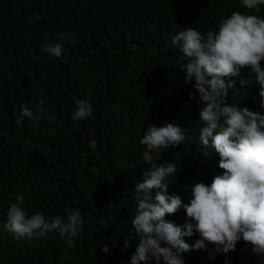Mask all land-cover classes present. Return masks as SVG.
<instances>
[{"label":"trees","instance_id":"obj_1","mask_svg":"<svg viewBox=\"0 0 264 264\" xmlns=\"http://www.w3.org/2000/svg\"><path fill=\"white\" fill-rule=\"evenodd\" d=\"M258 7L242 0H0V264H129L139 243L134 188L153 164H176L168 193L184 203L193 185L222 175L219 154L200 141L206 105L195 80L186 82L187 58L172 37L192 27L206 39L234 11L264 18ZM49 44H61L62 54L46 51ZM233 79L225 102L264 116L255 74L244 68ZM82 99L92 114L73 120ZM24 106L43 115L22 117ZM169 123L185 134L178 147L150 152L139 143L150 124ZM17 194L29 216L43 212L46 221L66 222V208L79 210L84 223L74 243L58 230L31 244L16 240L5 225ZM166 219L189 222L183 208ZM200 238L195 230L184 237L190 245ZM206 244L183 253L185 264H264L243 239L228 253Z\"/></svg>","mask_w":264,"mask_h":264},{"label":"clouds","instance_id":"obj_2","mask_svg":"<svg viewBox=\"0 0 264 264\" xmlns=\"http://www.w3.org/2000/svg\"><path fill=\"white\" fill-rule=\"evenodd\" d=\"M248 9L260 11L264 0H242ZM218 32L208 31L205 37L195 28L188 27L173 35L177 45L187 58L181 67L186 70V82L195 80L194 88L205 107L200 112L203 127L200 141L219 154V167L224 170L210 185L199 182L191 187V199L184 203L178 194L168 193V177L176 173V164L165 161L153 164L143 175L142 182L135 185L136 213L132 228L139 236L136 251L129 264H185L183 253L193 249H206L207 243L216 246V252L234 251L243 239L251 245L257 256L264 255V116L225 102L228 90L233 88L241 70L249 68L261 85L259 95L264 98V18L234 11L222 18ZM61 37L71 40V33ZM49 53L60 56L61 44H49ZM246 86V79L240 80ZM238 91V89L236 90ZM41 105L44 104L40 100ZM264 103V101H262ZM92 105L79 100L72 114L73 120L84 121L92 114ZM39 112V108L37 109ZM22 117L39 119L27 106ZM19 122V121H18ZM185 139L182 128L172 123L156 127L150 124L139 143L150 152L176 148ZM153 189H158L153 198ZM7 212L5 229L16 240L46 237L58 230L67 243L72 245L83 226L79 210L66 208L67 221L56 216L46 221L43 212L31 216L22 207L24 196L17 194ZM183 208L189 222L178 226L168 221V214ZM195 232L200 234L190 245L184 237ZM131 236H126L123 247H130ZM215 259V255H209ZM227 264V261L225 262Z\"/></svg>","mask_w":264,"mask_h":264}]
</instances>
